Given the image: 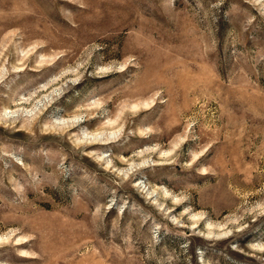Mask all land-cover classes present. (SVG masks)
I'll use <instances>...</instances> for the list:
<instances>
[{"label":"rangeland","instance_id":"obj_1","mask_svg":"<svg viewBox=\"0 0 264 264\" xmlns=\"http://www.w3.org/2000/svg\"><path fill=\"white\" fill-rule=\"evenodd\" d=\"M0 264H264V0H0Z\"/></svg>","mask_w":264,"mask_h":264}]
</instances>
